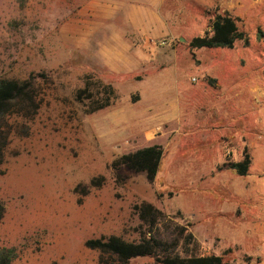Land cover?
Here are the masks:
<instances>
[{
  "label": "rangeland",
  "instance_id": "1",
  "mask_svg": "<svg viewBox=\"0 0 264 264\" xmlns=\"http://www.w3.org/2000/svg\"><path fill=\"white\" fill-rule=\"evenodd\" d=\"M224 14L245 40L189 47ZM0 79L31 82L35 98L6 119L0 249L12 264H119L86 243L138 241L145 204L164 214V238L182 226L203 256L264 264V0H0ZM166 87L180 110L164 121ZM86 88L110 106L91 112ZM155 145L154 181L120 165ZM245 154L239 177L228 165Z\"/></svg>",
  "mask_w": 264,
  "mask_h": 264
},
{
  "label": "trees",
  "instance_id": "2",
  "mask_svg": "<svg viewBox=\"0 0 264 264\" xmlns=\"http://www.w3.org/2000/svg\"><path fill=\"white\" fill-rule=\"evenodd\" d=\"M20 6L28 0H15ZM245 40L244 34L239 31L236 21L227 14L216 16L210 25V30L202 37L193 38L189 47L192 49L233 48L237 41ZM105 91L113 93L110 86L104 87ZM82 94L92 100L91 112H95L110 106L108 95L103 101L94 99V95L86 88L78 92V98ZM34 93L31 82H19L0 79V165L4 161V153L7 145V133L5 131L6 119L12 109L26 110L34 108ZM163 156L159 146H151L135 153L124 155L120 162L126 170L134 173H144L148 181H154ZM251 165V158L244 155L241 162L231 163L228 169L239 177H245ZM3 208L0 205V220ZM140 219L145 226V232L136 242H126L119 237H109L106 240L98 239L88 241L89 249L97 250L102 255L114 257L119 264H130L132 260L150 258L156 264H233L225 262L222 257L216 255L203 256L198 253V243L194 236L182 226L175 227L172 239L164 238L158 230V224L164 218V214L150 204L141 207ZM15 253L11 249H0V264H12Z\"/></svg>",
  "mask_w": 264,
  "mask_h": 264
},
{
  "label": "crops",
  "instance_id": "3",
  "mask_svg": "<svg viewBox=\"0 0 264 264\" xmlns=\"http://www.w3.org/2000/svg\"><path fill=\"white\" fill-rule=\"evenodd\" d=\"M130 47L131 46H128L127 48H130ZM126 53H130V52L127 51ZM111 54L114 57H116V58L121 57L120 56L121 53H119L117 51H114ZM134 61L135 60H132L131 63H134ZM112 70L119 71L115 67L112 68ZM136 70H140V64H136L133 67H129L128 69L123 70V71L131 72V71H136ZM155 78H156V75L152 77V79H155ZM175 92H176V90H175ZM150 93H151L150 94L151 99L157 98L158 97V93H159L158 90H157V87L156 86H153L151 88ZM173 94H174V90L173 89H168L166 87V88H164L162 94L160 95V96H162L161 102H162V105L164 106V117H163V120L164 121L171 119L172 116H173V113L174 112H177L178 110H180V96L178 94H176V95L173 96Z\"/></svg>",
  "mask_w": 264,
  "mask_h": 264
}]
</instances>
